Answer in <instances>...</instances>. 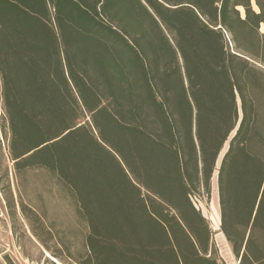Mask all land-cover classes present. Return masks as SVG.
<instances>
[{
    "label": "trees",
    "instance_id": "trees-1",
    "mask_svg": "<svg viewBox=\"0 0 264 264\" xmlns=\"http://www.w3.org/2000/svg\"><path fill=\"white\" fill-rule=\"evenodd\" d=\"M264 0H0L14 169L85 225L76 264H264ZM53 264H66L53 256Z\"/></svg>",
    "mask_w": 264,
    "mask_h": 264
},
{
    "label": "rangeland",
    "instance_id": "rangeland-1",
    "mask_svg": "<svg viewBox=\"0 0 264 264\" xmlns=\"http://www.w3.org/2000/svg\"><path fill=\"white\" fill-rule=\"evenodd\" d=\"M8 144L0 98V264H53L54 255L66 264H76L83 253L86 229L75 214L73 200L50 173L37 168L17 172ZM194 204L217 230L216 175L210 200L196 198ZM216 233L213 240L218 255L225 264H234Z\"/></svg>",
    "mask_w": 264,
    "mask_h": 264
},
{
    "label": "crops",
    "instance_id": "crops-1",
    "mask_svg": "<svg viewBox=\"0 0 264 264\" xmlns=\"http://www.w3.org/2000/svg\"><path fill=\"white\" fill-rule=\"evenodd\" d=\"M216 174H214V176H215ZM219 209V208H218ZM216 220H217V222H218V229L217 230H215L212 226V229H213V231H214V236H215V233H216V235H218V237H220L219 239H220V242H221V244H224L226 247H227V249H228V251H229V253H230V255H231V257H232V259L234 260V264H238V262H237V260L234 258V256L232 255V253H231V250H230V247H229V245H228V243L226 242V240H225V238H224V236H223V234L220 232V230H219V210L218 211H216ZM220 256V258H221V255H219Z\"/></svg>",
    "mask_w": 264,
    "mask_h": 264
}]
</instances>
